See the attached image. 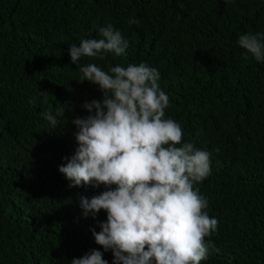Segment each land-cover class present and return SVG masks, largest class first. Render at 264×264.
<instances>
[{"label":"trees","instance_id":"obj_1","mask_svg":"<svg viewBox=\"0 0 264 264\" xmlns=\"http://www.w3.org/2000/svg\"><path fill=\"white\" fill-rule=\"evenodd\" d=\"M109 24L126 55L72 63L70 45ZM246 33H264V0H0V264H71L94 249L113 264L93 235L106 212L80 207L105 186L70 187L59 171L79 146L72 121L102 100L98 85L80 82L89 63L155 68L165 118L210 154L195 187L218 220L205 240L219 251L201 264H264V62L245 59ZM57 109L53 127L42 113Z\"/></svg>","mask_w":264,"mask_h":264},{"label":"clouds","instance_id":"obj_2","mask_svg":"<svg viewBox=\"0 0 264 264\" xmlns=\"http://www.w3.org/2000/svg\"><path fill=\"white\" fill-rule=\"evenodd\" d=\"M99 37L71 44L72 63L103 58L102 53L126 55L128 41L112 25L100 28ZM238 44L245 59L250 54L264 62V33L243 34ZM79 70L80 82L98 85L103 96L86 102L82 107L89 114L72 121L79 146L59 171L70 187L105 186L91 199H80L85 217L107 214L101 231H93L96 244L112 250L113 264H201L210 250L219 251L205 240L217 231L218 220L205 211L209 202L195 187L210 174V154L182 143L180 124L165 118L169 97L158 85V71L146 63L107 72L89 63ZM42 115L54 127L64 113ZM71 264L108 262L94 249Z\"/></svg>","mask_w":264,"mask_h":264}]
</instances>
